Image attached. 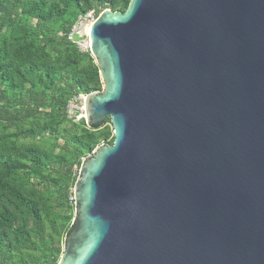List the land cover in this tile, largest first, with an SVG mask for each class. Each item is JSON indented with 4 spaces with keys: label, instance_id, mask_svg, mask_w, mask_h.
<instances>
[{
    "label": "water",
    "instance_id": "1",
    "mask_svg": "<svg viewBox=\"0 0 264 264\" xmlns=\"http://www.w3.org/2000/svg\"><path fill=\"white\" fill-rule=\"evenodd\" d=\"M89 42L83 118L114 143L82 162L58 264H264V0H130Z\"/></svg>",
    "mask_w": 264,
    "mask_h": 264
},
{
    "label": "trees",
    "instance_id": "2",
    "mask_svg": "<svg viewBox=\"0 0 264 264\" xmlns=\"http://www.w3.org/2000/svg\"><path fill=\"white\" fill-rule=\"evenodd\" d=\"M129 4L0 0V264L60 261L82 162L114 143L108 121L68 118L70 101L103 88L95 59L68 36L87 12Z\"/></svg>",
    "mask_w": 264,
    "mask_h": 264
},
{
    "label": "rangeland",
    "instance_id": "3",
    "mask_svg": "<svg viewBox=\"0 0 264 264\" xmlns=\"http://www.w3.org/2000/svg\"><path fill=\"white\" fill-rule=\"evenodd\" d=\"M82 36H85V35H82ZM75 40L82 45L84 50H90V48L88 47L90 42H89V40L86 37H76ZM104 90L105 89L102 88V91H100L99 93H103ZM85 99H86L85 96H80V97L75 98V99H73L72 101L69 102V106H68V110H67L68 118L73 120L76 123L81 122L82 120L85 121V119L83 118L85 116V111H84V109H85ZM109 120L110 119H106L105 120V121H108L105 126H107V127H109L110 129L113 130V126H112V124H111V122ZM78 175H79V172H78ZM72 194H73V196L71 198H73V200H74V188L72 189ZM73 207H74V217H75L76 211H75L74 203H73ZM64 244L65 243H62V248L64 247Z\"/></svg>",
    "mask_w": 264,
    "mask_h": 264
},
{
    "label": "built area",
    "instance_id": "4",
    "mask_svg": "<svg viewBox=\"0 0 264 264\" xmlns=\"http://www.w3.org/2000/svg\"><path fill=\"white\" fill-rule=\"evenodd\" d=\"M98 17L99 16L96 14L94 10H91L87 12L85 15L80 16L78 18L76 25L72 28V31L68 36V41L76 43L77 46L80 48V50H82L83 52L89 51V50H84L82 45L79 42H77L75 39L76 37H86L89 40V37L81 35V31H80L81 27L85 24L93 25L94 22L98 19ZM88 47L90 48V45H88ZM71 200L74 201L73 198H71Z\"/></svg>",
    "mask_w": 264,
    "mask_h": 264
},
{
    "label": "bare ground",
    "instance_id": "5",
    "mask_svg": "<svg viewBox=\"0 0 264 264\" xmlns=\"http://www.w3.org/2000/svg\"><path fill=\"white\" fill-rule=\"evenodd\" d=\"M91 28H92V25L91 24H85V25H83L82 28H81V30H80L81 31V35H85V36L89 37L90 36ZM84 111H85V109H84Z\"/></svg>",
    "mask_w": 264,
    "mask_h": 264
}]
</instances>
